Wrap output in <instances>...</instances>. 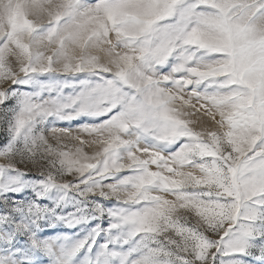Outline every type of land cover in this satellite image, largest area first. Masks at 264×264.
<instances>
[{"label": "snow or ice", "instance_id": "6c2138e0", "mask_svg": "<svg viewBox=\"0 0 264 264\" xmlns=\"http://www.w3.org/2000/svg\"><path fill=\"white\" fill-rule=\"evenodd\" d=\"M0 264H264V0H0Z\"/></svg>", "mask_w": 264, "mask_h": 264}]
</instances>
